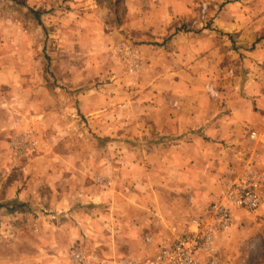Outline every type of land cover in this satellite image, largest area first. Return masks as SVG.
Masks as SVG:
<instances>
[{
	"label": "rangeland",
	"instance_id": "374dc122",
	"mask_svg": "<svg viewBox=\"0 0 264 264\" xmlns=\"http://www.w3.org/2000/svg\"><path fill=\"white\" fill-rule=\"evenodd\" d=\"M133 1L142 7L145 0ZM235 1L241 0L199 1L201 27L212 28L219 8ZM246 1L257 39L245 46L233 38L231 50L264 43V1L259 8L257 0ZM131 3L0 0V264H80L74 250L96 254L95 224H108L104 216L128 202V183L120 188L114 173L121 168L128 175L129 160L145 157L152 141L147 130L155 128L145 117L130 119L129 99L139 90L132 83L153 81L157 76L146 68L153 62L160 66L163 59L175 70L186 62L170 55L168 37L149 36L153 26L130 24ZM140 44L152 45L149 54ZM238 53L232 64L240 76L251 65L264 68L255 54ZM204 89L212 96L219 92L213 82ZM117 107L125 119L113 118ZM251 224L262 226L255 232L260 245L238 251L243 264L264 257V215Z\"/></svg>",
	"mask_w": 264,
	"mask_h": 264
},
{
	"label": "crops",
	"instance_id": "0c3cea01",
	"mask_svg": "<svg viewBox=\"0 0 264 264\" xmlns=\"http://www.w3.org/2000/svg\"><path fill=\"white\" fill-rule=\"evenodd\" d=\"M199 1L161 0L155 4L145 0L139 7L132 0L130 24L153 26L149 36L160 41L168 37L170 55L184 56L186 62L178 70L163 59L160 66L153 62L146 68L157 77L145 84L132 83L133 89L139 90L129 99L130 119L145 117L155 128L147 130L152 141L146 146L145 157L129 160L128 175L122 174L121 168L114 173L113 183L119 182L120 188L128 183V202L118 203L117 211L104 216L108 224H95L97 238L91 246H98L96 254L107 264L128 259L142 264L151 247L161 240H172L193 229L194 218H208L207 207L231 172L240 173L254 161L264 175V68L255 70L251 65L252 71L244 76L242 70L240 76L232 64L238 52L255 54L264 62V43L257 44L255 50H231L233 38L245 46L257 39L258 33L248 26L246 0L219 8L212 28L201 27L196 9ZM263 1L257 0L254 6L261 7ZM185 24L193 29L179 30ZM150 46L140 44L142 54H149ZM207 75L209 81H205ZM206 82H213L218 95L205 91ZM176 89L187 93L181 95ZM113 110L115 120L125 119L120 107ZM252 131L258 133L257 139L250 138ZM263 215L264 206L256 212L234 211L232 227L217 235L216 264L244 263L245 255L238 251L260 245L255 232L262 226L251 221ZM252 238L256 242H249ZM207 258L203 256V264L208 263ZM255 264H264V257Z\"/></svg>",
	"mask_w": 264,
	"mask_h": 264
},
{
	"label": "built area",
	"instance_id": "2783aa9c",
	"mask_svg": "<svg viewBox=\"0 0 264 264\" xmlns=\"http://www.w3.org/2000/svg\"><path fill=\"white\" fill-rule=\"evenodd\" d=\"M255 137L256 132H251L250 138ZM263 183L264 175L254 161L240 173L231 172L218 197L209 203L206 210L208 218H194L193 229L172 240H161L155 253L146 257L142 264H203V256L208 257L206 264H216L217 235L232 227L235 210L253 212L264 206ZM73 257L80 264H107L96 254H85L79 249L74 250ZM121 264L137 263L128 259Z\"/></svg>",
	"mask_w": 264,
	"mask_h": 264
}]
</instances>
